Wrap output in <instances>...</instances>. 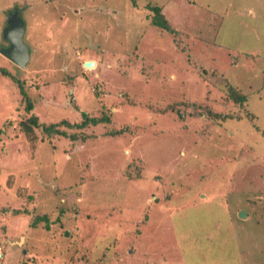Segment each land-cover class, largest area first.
I'll return each instance as SVG.
<instances>
[{"label":"rangeland","instance_id":"374dc122","mask_svg":"<svg viewBox=\"0 0 264 264\" xmlns=\"http://www.w3.org/2000/svg\"><path fill=\"white\" fill-rule=\"evenodd\" d=\"M227 1L0 0V48L19 8L31 56L24 69L0 53V129L24 91L42 124L108 118L61 127L75 140L40 127L31 141L18 120L0 138V209L33 193L30 210L79 215L48 231L0 213V264H264V0ZM230 84L243 119L228 115ZM174 211L188 219L175 225Z\"/></svg>","mask_w":264,"mask_h":264},{"label":"trees","instance_id":"16d2710c","mask_svg":"<svg viewBox=\"0 0 264 264\" xmlns=\"http://www.w3.org/2000/svg\"><path fill=\"white\" fill-rule=\"evenodd\" d=\"M136 1L137 0H132L133 4L135 6H137ZM228 1L227 2H228V4L231 5V8L233 9V11L237 12V10L234 9V7H235L234 3L235 2L233 0H228ZM147 6L152 11L151 12V22H152V24L154 26H157L160 29L168 30V33L170 34V36H173L174 39H175L176 35L177 36L180 35L181 31L179 32L173 26V24L170 23V20L166 18L167 16L163 13L162 7L160 5H158V4L152 5V4L148 3ZM224 11H226V10H224ZM212 12H213L214 16L210 17L209 21L213 22V23H211V26L215 27V33L217 35L218 34V28H219V25H217L215 23V21H216L215 18L217 17V16L215 17V14L217 12H215V11H212ZM178 39H179V37H177L176 40H178ZM180 46L181 45L178 43V47L177 48H181ZM136 51H138V49ZM239 55L251 56V59L253 60V62H255V59L257 58L258 54L257 53H241L240 52ZM263 57H264V55H263ZM203 69L206 70V68H204V67H203ZM6 71L8 72V70H6V68H2L0 66V72L2 74H4ZM214 73H216V72L213 71L212 74H214ZM8 74L10 76H12V74H10V72ZM12 77H13V79H15V81H19V79H16L14 76H12ZM22 82H24V81H22ZM216 82L219 83V81H216ZM233 86H236V85L230 84L229 88L226 90V92H227V100H230V101L233 102L231 108L228 109V112H229L228 115L231 116V117L239 116L241 119H243L244 115L242 116L241 112H239L240 114H238V113H235V111H233V110L236 109L237 106H242L243 105L242 106V108H243L245 106L243 101H245L247 97H246L245 94L242 93V88H240V87H239L240 91L237 90V91H233V92L231 91L230 92V90L232 89ZM28 94L29 93H27V91H24L23 93L20 92V94H18V95H21V99H19L18 96L16 97V99H19L20 100L19 102H21L20 105H19L18 101L16 102V109H18V112L15 115V111H14L11 114V116L15 115L13 120L6 121L5 122V124H6L5 126L6 127L0 129V138L3 135L7 134L8 128L12 126L14 120H16V121L18 120L20 129H21L22 133H24L26 135V138H28V139H30L31 141H34V142L38 138V134H37L36 130L39 129L40 127L43 129V132L46 133V135H48V136H54V134H57L56 137L64 136V137H70L71 139L75 140L78 137L74 133H68L66 130H62L61 127H66V128H69V129H76V128L78 129V128H80V130H83L84 128H86L90 124L98 125L99 123H107L106 121H108V118H106V117H100V118L99 117H89L86 113H84L83 120H81L80 122H72L71 123L68 120L63 119L60 122H53V123H50L48 125L47 124H42L39 121V117L35 113L32 112L33 109H34V100ZM193 105H197V104L193 103ZM172 107H174V105ZM219 113L220 114H215V115L216 116H223L222 112H219ZM245 113L248 114L246 111H245ZM11 116L7 117V115H6L5 118H10ZM177 193H179V192H177ZM180 197L185 199L184 196H180ZM167 198L170 199L169 196H167ZM33 201H35V197L33 196V193H30L27 196V200L23 203V205L21 203V204L15 206V207H8V208L5 207L3 209H0V213H3L6 216H18V215H25V214L31 215V227L32 228L40 229V230L47 229L48 231H54L55 230L54 229L55 226H56V229H58V227H62L65 224H68V221L70 219H74V221H76V219L79 216V215L78 216H74L73 215V217H69V215H68V217L66 218L67 213H69L68 210L71 208V207L67 208L68 205L59 207L58 211H56L57 210L56 207L53 208V209L43 208L42 210H30L29 208H27V204L31 203ZM185 203L187 204V200L185 201ZM207 207L208 206L204 205V211H209V208H207ZM214 208L219 209L220 207L219 206H214ZM78 212H80V209H79V211L76 210V212H71V213H78ZM81 212H85L84 209ZM178 212L179 211H174V213L172 214V219L171 220L173 222H175V225H181L180 221H182L183 218H187V217L183 216L182 219H179V217L180 216L182 217V215H180ZM201 214H204V213H201ZM145 216L147 217L148 214H144V218H145ZM189 220L190 221L187 224H185V225H187V226L189 225L190 228H194L195 227L194 229H196L198 227V230L202 231V229H201L202 226L196 225L197 221H196L195 218H193V217L190 218L189 217ZM200 221H202L201 218H199V222ZM237 221L238 220L235 219V222H237ZM141 222L142 221L138 222V224H140ZM259 222H264V213L261 214V217L259 218ZM200 224H201V222H200ZM174 228H176L177 230H180L179 227H174ZM138 232H140V231H138ZM65 234H67L68 236L72 237V240H71L72 242L71 243L73 245H76L75 247L78 248L80 244H79V239L78 238H77V240L75 239L76 238V234L74 233V235H73L70 231H67V230H65ZM196 234H197V232H196ZM47 238L49 240V237H47ZM49 247H50V245L47 247V249ZM99 259H97V260H99ZM87 262L92 263V261H87ZM62 263L63 262H61V264ZM80 264H84V263H80ZM86 264H88V263H86ZM95 264H101V261L98 262V263H95Z\"/></svg>","mask_w":264,"mask_h":264},{"label":"water","instance_id":"95a60500","mask_svg":"<svg viewBox=\"0 0 264 264\" xmlns=\"http://www.w3.org/2000/svg\"><path fill=\"white\" fill-rule=\"evenodd\" d=\"M26 21L24 17L15 11L8 15L7 23L2 30L3 39L7 42L6 45L0 48V53L21 68H26L30 60V46L24 40L26 30ZM95 61L88 60L85 66L93 67ZM241 217H246V211L239 212ZM23 239V237H21ZM20 243V242H19Z\"/></svg>","mask_w":264,"mask_h":264},{"label":"flooded vegetation","instance_id":"af4514ba","mask_svg":"<svg viewBox=\"0 0 264 264\" xmlns=\"http://www.w3.org/2000/svg\"><path fill=\"white\" fill-rule=\"evenodd\" d=\"M15 11H18L22 16L24 15V11H22V10L19 9V8H15L14 10L10 11L9 14H11V13H13V12H15ZM9 14H8V15H9Z\"/></svg>","mask_w":264,"mask_h":264},{"label":"clouds","instance_id":"9594fccd","mask_svg":"<svg viewBox=\"0 0 264 264\" xmlns=\"http://www.w3.org/2000/svg\"><path fill=\"white\" fill-rule=\"evenodd\" d=\"M250 61H253L252 59H250ZM88 116H89V114L87 113V112H85Z\"/></svg>","mask_w":264,"mask_h":264},{"label":"crops","instance_id":"0c3cea01","mask_svg":"<svg viewBox=\"0 0 264 264\" xmlns=\"http://www.w3.org/2000/svg\"><path fill=\"white\" fill-rule=\"evenodd\" d=\"M254 8H255V6H254Z\"/></svg>","mask_w":264,"mask_h":264}]
</instances>
